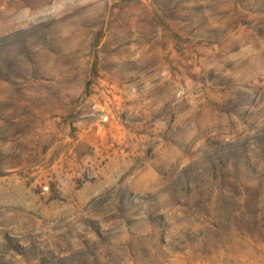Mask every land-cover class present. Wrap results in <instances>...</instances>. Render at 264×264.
<instances>
[{"label": "rangeland", "instance_id": "rangeland-1", "mask_svg": "<svg viewBox=\"0 0 264 264\" xmlns=\"http://www.w3.org/2000/svg\"><path fill=\"white\" fill-rule=\"evenodd\" d=\"M0 264H264V0H0Z\"/></svg>", "mask_w": 264, "mask_h": 264}]
</instances>
